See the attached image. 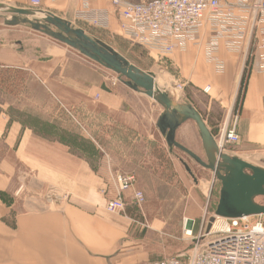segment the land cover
Listing matches in <instances>:
<instances>
[{"label":"crops","instance_id":"1","mask_svg":"<svg viewBox=\"0 0 264 264\" xmlns=\"http://www.w3.org/2000/svg\"><path fill=\"white\" fill-rule=\"evenodd\" d=\"M4 1L13 6L27 2ZM94 5L108 9L110 30L122 33L111 0H95ZM80 6L81 0L46 1L40 10L74 24ZM35 32L17 34L13 41L5 36L8 40L0 43V67L29 77L19 90L4 81L0 89V264L152 260L145 249V225L167 222L152 221L153 208L135 201V191L144 193L148 186L142 183L185 176L184 159L173 154L157 127L163 110L122 82L111 88L107 68ZM252 53L235 112V71L244 67V55L222 48L219 57L226 67L221 73L207 62L202 47L176 51L167 61L186 84L212 87L206 112L191 103L208 127L234 126L242 138L241 153L259 154L264 153V73L259 71L261 53ZM176 139L199 154L202 140L194 121H185ZM122 174L133 175L135 185L123 193L125 211L112 214L106 204L117 197L115 178Z\"/></svg>","mask_w":264,"mask_h":264},{"label":"built area","instance_id":"2","mask_svg":"<svg viewBox=\"0 0 264 264\" xmlns=\"http://www.w3.org/2000/svg\"><path fill=\"white\" fill-rule=\"evenodd\" d=\"M46 1L60 0H27L29 8L33 9H40ZM81 1L77 20L110 29L108 9L93 6L94 0ZM112 4L122 35L162 57L176 51L185 52L191 46L202 47L207 62L221 73L226 67L219 57L222 48L244 55L246 60L249 53L252 57L256 50L262 57L259 71L264 73V0H112ZM176 83V88L181 89L183 84ZM210 90L211 86L204 88L205 92ZM240 141L241 136L234 126L223 125L217 141L221 150L225 143L239 144ZM116 182L117 197L106 205L112 214L125 211L123 193L134 187L135 178L122 174L116 177ZM134 200L143 203L144 193L135 191ZM254 218L217 217L209 231L202 225L197 234H194L196 221L185 218L184 233L191 242L185 253L134 264H264V222Z\"/></svg>","mask_w":264,"mask_h":264},{"label":"rangeland","instance_id":"3","mask_svg":"<svg viewBox=\"0 0 264 264\" xmlns=\"http://www.w3.org/2000/svg\"><path fill=\"white\" fill-rule=\"evenodd\" d=\"M127 1L140 2L147 0ZM0 2L6 3L4 0H1ZM94 2L95 0L92 3L93 6H95ZM17 7L29 8V5L28 2H20V5H17ZM2 15L6 14L5 12L0 11V43L8 40L7 37H9L10 41H13L14 39L12 37L16 36L17 34L27 35L26 33H36L35 29L28 25L6 24L4 18L1 17ZM75 24L77 28L84 29L90 36L99 38L108 45L112 46L130 62L140 67L144 71L154 73L155 78H157L159 86L162 88V90L168 92L175 100L180 103H194L200 110L206 112L205 104L208 102L209 96L213 94L212 87L210 92H205L204 89H201L195 84H186L180 77L177 69H175L169 61H167L168 57H162L157 53L136 44L124 37L122 33L116 32L114 30L99 28L87 24L81 20H78V22ZM252 50L253 48H251V51ZM250 53L247 57V60L250 57ZM247 60L244 62V67L242 69L238 67L235 71V79H237V81L234 88V112L240 107L241 98L247 85V79L249 76ZM28 78L29 77L26 74L9 72L8 69L0 67V89L2 86V81H4V84L7 87L12 89L17 88L19 90L21 87L27 86L25 85V82ZM107 78L111 88L113 89H115L118 84H121L118 75L109 69ZM20 80L24 84L19 82ZM12 81L14 85H11ZM178 81L183 84L181 89L176 88V82ZM15 83L17 85H15ZM166 83L168 85H166ZM170 84L171 86H169ZM159 109L163 110L161 106ZM219 122L221 125L224 123V121L221 120ZM221 127L222 126H218L217 129H212L217 141L221 136ZM74 140L77 142L80 141L79 138L75 137ZM241 142L242 138L239 144L225 143V147L222 149V151L229 154L230 156L241 158L245 161H248L249 163L254 164L255 166L264 168V153H241ZM170 149L177 158L180 157L184 159V163L189 166L192 175L185 169V167H182L185 176L174 177L171 181L166 182L155 181L154 183L151 182L149 184L142 183V185L144 184L148 186L145 187L146 190L142 189L145 194V202L143 204L153 208L154 210L153 214L151 215V220L154 221L157 218L163 219L167 222V225H157V223L156 225H145V229L148 231L146 232L147 240L145 241V249L152 252V255L149 259H162L170 256H176L185 253L190 248L191 242L185 235V225L182 224L184 217L194 218L196 220L194 234L199 232L202 225H204L203 228L206 229V231H209L213 226L212 224L217 221V217L215 219V211L219 202L221 181L216 179L212 170L207 169L197 163L184 151L176 147ZM198 155H200V157L206 161L203 146L201 147ZM18 185H21V182H17V186ZM52 189V187L49 188L47 191V196L50 195L49 192H51ZM52 194L53 193H51V195ZM254 200L256 203L264 205V194L255 196ZM205 210H207L206 215ZM253 220H261L264 222V215L255 216ZM9 222L12 225H15L14 218H9Z\"/></svg>","mask_w":264,"mask_h":264},{"label":"water","instance_id":"4","mask_svg":"<svg viewBox=\"0 0 264 264\" xmlns=\"http://www.w3.org/2000/svg\"><path fill=\"white\" fill-rule=\"evenodd\" d=\"M0 11L6 14L1 16L6 24L28 25L68 45L115 72L119 80L130 89L157 102L163 108L157 127L165 135L167 145L184 151L197 163L212 170L216 179L221 181L215 219L218 216L236 218L264 215V205L254 200L255 196L264 194V168L224 153L198 109L191 103L178 102L168 92L161 90L154 73L144 71L103 40L90 36L84 29L77 28L72 22L52 12L1 2ZM187 120L194 121L198 127L206 161L176 139L177 129ZM184 165L192 175L189 166L186 163Z\"/></svg>","mask_w":264,"mask_h":264},{"label":"trees","instance_id":"5","mask_svg":"<svg viewBox=\"0 0 264 264\" xmlns=\"http://www.w3.org/2000/svg\"><path fill=\"white\" fill-rule=\"evenodd\" d=\"M103 30V29H102ZM104 31H107V30H104ZM248 63H247V66H248V70L250 71V67H251V63H252V58L249 57L248 58ZM212 131V130H211ZM213 133V132H212ZM217 207V206H216ZM163 259V258H162ZM152 260H159V259H152Z\"/></svg>","mask_w":264,"mask_h":264},{"label":"bare ground","instance_id":"6","mask_svg":"<svg viewBox=\"0 0 264 264\" xmlns=\"http://www.w3.org/2000/svg\"><path fill=\"white\" fill-rule=\"evenodd\" d=\"M73 25H75V23L73 24ZM76 26V25H75ZM155 75V74H154ZM155 81H156V83H157V85L159 86V83H158V80H157V78H155ZM166 85H168L167 83H166ZM165 85V86H166ZM169 86H171V84L169 85ZM160 87V86H159ZM160 89L162 90V88L160 87ZM163 91H165V90H163ZM171 96V95H170ZM220 147V146H219ZM221 149V148H220ZM219 218H225V217H220V216H218Z\"/></svg>","mask_w":264,"mask_h":264}]
</instances>
